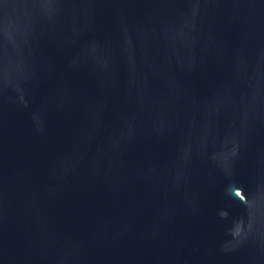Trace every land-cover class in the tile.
<instances>
[{"label": "water", "instance_id": "1", "mask_svg": "<svg viewBox=\"0 0 264 264\" xmlns=\"http://www.w3.org/2000/svg\"><path fill=\"white\" fill-rule=\"evenodd\" d=\"M0 264H264V0H0Z\"/></svg>", "mask_w": 264, "mask_h": 264}]
</instances>
